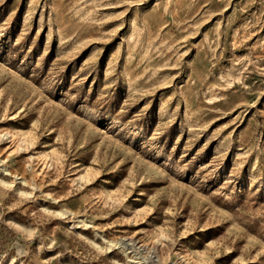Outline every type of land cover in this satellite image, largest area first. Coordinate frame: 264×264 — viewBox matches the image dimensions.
I'll use <instances>...</instances> for the list:
<instances>
[{"label":"rangeland","instance_id":"1","mask_svg":"<svg viewBox=\"0 0 264 264\" xmlns=\"http://www.w3.org/2000/svg\"><path fill=\"white\" fill-rule=\"evenodd\" d=\"M0 264H264V0H0Z\"/></svg>","mask_w":264,"mask_h":264}]
</instances>
